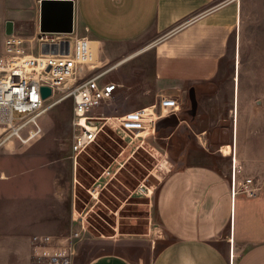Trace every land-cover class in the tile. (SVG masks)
Here are the masks:
<instances>
[{
  "label": "crops",
  "instance_id": "1",
  "mask_svg": "<svg viewBox=\"0 0 264 264\" xmlns=\"http://www.w3.org/2000/svg\"><path fill=\"white\" fill-rule=\"evenodd\" d=\"M74 2L75 33L78 37H89L100 43L102 60L106 66L119 64L134 55L115 69L118 71L119 80L116 84L119 88L114 98L121 103V114L154 104L141 106L129 102L135 98L138 91L136 88L140 86L139 82L128 81L130 73L125 71L134 59L141 63L147 56H151V87L147 93L152 94L156 103L162 97L184 102L193 88L198 90L213 85L221 78L226 58L232 60L234 68L232 102L227 115L231 124L225 128H230V135L225 137L230 141L214 142L217 144L214 154L219 155V162L214 163L213 158L202 156L200 162L179 167L178 160H172L169 163L171 169L167 167L153 193L150 207L154 208L155 222L151 211L150 232L135 237L127 236L122 244L102 248L79 263L84 242L79 246L75 264H145L144 258H137L130 251L136 249L135 244L136 247L142 245V240L153 244L147 264H264V159H251L250 154L239 150L246 146L240 147L237 141L236 108L239 94L235 85L236 44L232 57H229V53L231 36L240 18L239 2ZM119 67L122 70L119 71ZM208 132L204 128L199 133V138L203 140L201 149H205L204 143L211 142L206 136ZM227 146L229 152L222 153L227 156L223 157L220 151ZM127 148L130 149V146ZM172 165L178 167L172 168ZM234 172L236 182L247 178L256 182L259 187L256 196L251 197L242 192L232 196ZM0 175L1 181H7L4 172ZM74 178L73 196L77 189V179ZM105 179V175L96 179V183L88 189L89 194L96 197L102 191L100 187ZM70 191L69 188L67 193L65 190L63 192L69 196ZM29 196L27 194L24 197ZM75 209L74 204L68 207L61 219L54 218L52 226L43 224L45 212L35 216L29 214L24 218L25 224L12 215H6L4 219L12 222L6 223V229L0 227V264H31V236L48 233L58 235L71 231L76 226L73 220ZM143 256L145 254L140 255Z\"/></svg>",
  "mask_w": 264,
  "mask_h": 264
},
{
  "label": "rangeland",
  "instance_id": "2",
  "mask_svg": "<svg viewBox=\"0 0 264 264\" xmlns=\"http://www.w3.org/2000/svg\"><path fill=\"white\" fill-rule=\"evenodd\" d=\"M239 10L240 18L231 36L229 53L232 57L236 44L237 141L240 147L246 146L239 150L246 151L251 159H264V0H240ZM39 14L40 0H0V54L4 51L3 40L9 21L13 23V32L25 40L26 48L31 42L35 44ZM38 50L36 46L31 47L34 54ZM225 60L217 82L204 89L193 88L184 102L179 101L181 109L175 115L177 124L172 120L145 140L134 141L130 149L127 148V137L124 140L123 134L106 127L96 141L77 157L76 169L72 151V99L67 98L53 107L40 119L43 134L39 139L30 145H17L13 151L0 153V174L4 172L8 177L7 181L0 180V227L6 229V223L12 222L4 219L6 215H12L25 224L24 218L29 214L35 216L44 212L43 224L52 226L53 220L61 219L66 209L74 204L76 217L81 214L90 230L89 239L84 241L83 253L79 255V263L102 248L122 244L127 236L149 233L151 211L155 222L151 200L167 167L171 169L169 163L178 160L181 167L200 162L202 156L213 158L214 163L219 162V155L214 154L215 140L230 141L225 138L230 135V128H225L231 124L227 115L232 102L234 68L232 60ZM136 61L138 59L125 69L130 73L128 81L140 83L135 98L131 97L133 100L129 102L141 106L155 104L152 94L147 93L151 87V56L141 63ZM118 70L122 69L119 67ZM117 72H111L104 80L117 83ZM120 105L114 98L98 112L105 116H118L122 113ZM204 128L209 130L206 136L211 142L204 143L206 147L201 149L203 140L199 133ZM220 155L227 157L221 151ZM178 166L172 165V168ZM103 175L106 179L102 181V191L94 197L88 189ZM74 177L77 189L73 196ZM106 182H109L107 186ZM27 194L30 196L24 197ZM44 194L49 195L45 197ZM141 242L142 245L136 247L135 244L136 249L130 251L137 258H144L147 264L153 244ZM142 254L145 256L140 257Z\"/></svg>",
  "mask_w": 264,
  "mask_h": 264
},
{
  "label": "built area",
  "instance_id": "3",
  "mask_svg": "<svg viewBox=\"0 0 264 264\" xmlns=\"http://www.w3.org/2000/svg\"><path fill=\"white\" fill-rule=\"evenodd\" d=\"M34 41L35 44L31 42L26 48L23 38L14 32L8 35L5 30L4 51L0 54V153L39 139L43 134L41 117L67 98L73 104L74 162L106 127L123 134L124 140L127 137V146H130L137 139L154 135L160 120L177 115L181 109L178 100L162 97L151 106L105 116L98 110L114 98L119 85L105 82L104 78L118 63L112 66L103 63L100 43L89 37H78L75 30L71 34L38 31ZM66 43H69L67 54L64 53ZM35 46L39 49L36 55L31 51ZM44 46H55L56 52L43 53ZM43 87L51 89L46 99L42 97ZM258 190L251 178L236 182L234 172L232 196L242 192L252 197ZM75 213L76 226L67 234L31 236V264H75L79 246L90 235L86 219L79 213L76 217Z\"/></svg>",
  "mask_w": 264,
  "mask_h": 264
},
{
  "label": "water",
  "instance_id": "4",
  "mask_svg": "<svg viewBox=\"0 0 264 264\" xmlns=\"http://www.w3.org/2000/svg\"><path fill=\"white\" fill-rule=\"evenodd\" d=\"M74 0H40V20L39 31L42 33H67L74 32ZM13 33V23L7 22L6 34ZM69 51V43H66L64 53ZM43 53L56 52L55 46H44ZM44 99L51 95V89L48 87L41 88ZM172 120L177 124L175 115L160 120L156 125L158 131L161 127L168 125Z\"/></svg>",
  "mask_w": 264,
  "mask_h": 264
},
{
  "label": "bare ground",
  "instance_id": "5",
  "mask_svg": "<svg viewBox=\"0 0 264 264\" xmlns=\"http://www.w3.org/2000/svg\"><path fill=\"white\" fill-rule=\"evenodd\" d=\"M132 56H134V55H132ZM132 56H130V57H128L127 59H124L123 61H121L120 63H123L124 61H126V60H128V59H130ZM239 61V60H238ZM119 63V64H120ZM118 64V65H119ZM237 67H238V70H239V63H238V65H237ZM237 82H238V77H237ZM236 110H238L237 108H236ZM235 115V114H234ZM237 115V114H236ZM143 135V134H142ZM221 152L223 153V154H227L228 152H229V149H228V146L227 147H224V148H222L221 149ZM235 161H236V159H235ZM5 177V176H4ZM7 177V176H6Z\"/></svg>",
  "mask_w": 264,
  "mask_h": 264
},
{
  "label": "trees",
  "instance_id": "6",
  "mask_svg": "<svg viewBox=\"0 0 264 264\" xmlns=\"http://www.w3.org/2000/svg\"><path fill=\"white\" fill-rule=\"evenodd\" d=\"M172 117V116H171Z\"/></svg>",
  "mask_w": 264,
  "mask_h": 264
}]
</instances>
